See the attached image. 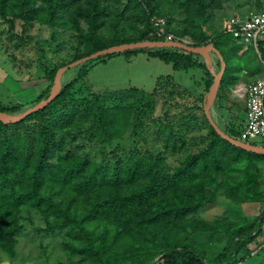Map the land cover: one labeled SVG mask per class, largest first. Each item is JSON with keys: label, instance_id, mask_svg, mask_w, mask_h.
Segmentation results:
<instances>
[{"label": "trees", "instance_id": "obj_1", "mask_svg": "<svg viewBox=\"0 0 264 264\" xmlns=\"http://www.w3.org/2000/svg\"><path fill=\"white\" fill-rule=\"evenodd\" d=\"M119 4L122 0H0V14L29 24L39 21L53 28L74 30L84 48L83 54L76 58L79 59L121 43L165 40L157 34L153 17L169 13L167 33L181 38L188 35L195 46L214 43L222 52L227 66L221 90L231 69L227 49L219 39L226 36L233 42L237 40L227 31L208 36L202 26L213 8L221 7V0H128L121 10ZM179 9L185 17L173 26L176 18L172 14ZM134 13L139 24L132 30L127 25L131 22L125 19ZM148 50L151 56L171 62L176 68L205 66L196 61L199 54L178 48H133L123 52L131 55ZM59 68L51 72L52 83ZM164 79L176 85L171 76L160 77ZM213 81L214 77L208 81L209 89ZM75 82L76 79L68 82L49 105L23 120H0V247L14 259L17 236L23 230L20 213L36 210L46 221V230H63L67 244L82 254L78 263L52 264H237L249 257L250 244L262 232L264 211L252 221L229 225L224 231V246L210 255L183 242L170 243L168 237L187 215L215 201L223 174L224 188L235 201H241V195L248 200L264 201L258 175L249 167V162H264V154L224 139L205 111L200 118L186 107L171 119L157 121L162 141L158 153L135 154L123 164L109 165L77 153L59 154L58 150L52 164L53 152L63 144L55 129L64 120L72 122L79 114L83 119L93 120L104 134L121 138L129 126L133 107L138 106L109 105L107 96L97 95L94 100L85 99V106L74 103L76 110L71 114L68 106L62 111L63 117L56 113L48 117L47 111L56 101L66 98ZM0 111L17 112L21 108L0 105ZM32 119L38 120L36 129L29 125ZM196 129L202 135L190 138H196L202 146L206 144L171 170L164 155L185 151L189 134ZM225 132L238 139L241 134L234 129ZM242 158L246 160L244 174H236L238 185L229 184L226 179L231 172L226 169ZM160 236L165 241L157 245Z\"/></svg>", "mask_w": 264, "mask_h": 264}, {"label": "rangeland", "instance_id": "obj_2", "mask_svg": "<svg viewBox=\"0 0 264 264\" xmlns=\"http://www.w3.org/2000/svg\"><path fill=\"white\" fill-rule=\"evenodd\" d=\"M127 1L122 0V4H119L120 10ZM258 11H264V0H221V7L213 8L202 26L208 36H216L227 31L233 17H246ZM169 15H155L153 19L164 18L167 26ZM172 15L176 18L173 26L185 17L181 9ZM126 18L125 21L131 22L127 24L129 29L137 28L139 21L135 13ZM82 24L84 26L85 22L82 21ZM184 38L190 41L188 35ZM219 41L227 49L226 57L231 69L226 83L219 89V98L227 99L230 92L233 95L231 101L235 119L239 127L241 126L237 131L241 133L245 124H241V121L248 87L264 75V70L255 50L243 51L242 46L237 45L230 37L222 36ZM83 52V45L79 44L74 30L53 28L39 21L29 24L0 14V105H19L21 111L8 114L14 117L20 115L37 104L47 91H51L52 70L71 63ZM148 55H151L149 50L130 56L121 51L111 56L91 59L62 73L60 89L70 81L76 79V82L66 98L56 101L47 111L48 117L54 113L62 115V111L65 112L68 106L71 114L76 110V107L73 108L74 103L84 105L85 99L94 100L97 95L107 96L109 105L138 106L133 107L129 126L121 138H111L95 126L93 120L83 119L79 114L72 118V122L62 118L64 121L62 120V125L55 132L63 144L53 152L52 164L56 162L58 150L59 154L77 153L109 165L123 164L134 158L135 154L143 156L160 152L158 149H161L162 141L157 132L158 120L171 119L186 107L202 118L212 91V86L208 88V81L218 73L217 68L209 64L213 72L208 69L210 76L206 85L189 90L177 83L173 86L170 80L157 79L158 74L170 71L171 66L164 60ZM219 60L216 63L218 69L221 68ZM42 101L44 100L39 102ZM37 124V119L29 121L34 129ZM206 131L207 129L203 130L204 133ZM199 135L202 134L197 129L189 134L185 151L177 154L168 152L164 155L171 170L204 147L206 142L202 146L196 138H190ZM252 143L261 145L263 141L254 139ZM245 162L242 158L237 165L226 169L231 172L226 179L229 184L238 185L239 180L235 177L236 174H244ZM254 162L247 165L258 175L259 189L264 192V162ZM223 175L219 178L221 188L215 201L187 215L181 226L174 227L168 237L170 243L183 242L207 255L213 254L224 246V231L229 225L237 226L252 221L264 211V201L248 200L245 195H241L243 199L238 202L230 197L222 182ZM20 215L23 230L17 236L14 259L0 247V264H52L56 261L78 263L82 254L67 244V236L63 230H46V221L36 210L24 211ZM164 241L163 236L158 237L157 245L164 244ZM249 249L252 251L250 256L237 264H264V225L261 234L250 244Z\"/></svg>", "mask_w": 264, "mask_h": 264}, {"label": "built area", "instance_id": "obj_3", "mask_svg": "<svg viewBox=\"0 0 264 264\" xmlns=\"http://www.w3.org/2000/svg\"><path fill=\"white\" fill-rule=\"evenodd\" d=\"M165 19H154L157 34L167 41H183L191 44L185 38L176 37L173 33H167ZM230 33L239 43L246 47H252L263 59L264 63V11L254 12L246 17H233L227 27ZM239 139L252 143L254 139L263 141L264 146V75L253 81L246 95V120Z\"/></svg>", "mask_w": 264, "mask_h": 264}, {"label": "water", "instance_id": "obj_4", "mask_svg": "<svg viewBox=\"0 0 264 264\" xmlns=\"http://www.w3.org/2000/svg\"><path fill=\"white\" fill-rule=\"evenodd\" d=\"M133 48H178V49H182L186 52L196 53V54H204L208 50L214 51L220 59L221 68L218 71V73L215 74V77H214L211 96H210V99L206 103V106H205L206 116H207L208 120L210 121L211 125L216 130V132L220 136H222L224 139L228 140L229 142L233 143L234 145L241 147L245 150L264 154V146L255 145L252 143L241 141L240 139L232 137L230 134L226 133L218 125V123L216 122V120L214 119V117L212 116V114L210 112V107H211L213 101L217 97L219 87H220V83H221L223 74L225 72V68L227 66V63L224 59L222 52L217 47H215L214 43H209L206 46H195V45L188 44V43H185V42L179 41V40H176V41L143 40V41H136V42L121 43V44L112 45V46L100 49L94 53H91L89 55H86L84 57L76 59V60L72 61L71 63H68L67 65L60 67L56 72L53 87L49 93V96L44 101L39 102V103L29 107L24 112H22L20 115L15 116V117L6 113V112L0 111V120H3L5 122L20 121V120H23L27 115L34 113V112H37V111L45 108L47 105H49L56 98V96L58 95V93L60 91L61 77H62V73L65 70L72 68L76 65H79L83 62L97 58V57H102V56L110 55L113 53L121 52V51H124L127 49H133Z\"/></svg>", "mask_w": 264, "mask_h": 264}, {"label": "crops", "instance_id": "obj_5", "mask_svg": "<svg viewBox=\"0 0 264 264\" xmlns=\"http://www.w3.org/2000/svg\"><path fill=\"white\" fill-rule=\"evenodd\" d=\"M235 43L238 45L240 44L242 46V50H254L252 49V47H246L244 45H242L241 43H239L238 41H235ZM132 55V54H131ZM130 56V55H129ZM149 57H154L151 55H148ZM206 59H204V58ZM158 58V57H155ZM160 59V58H159ZM219 57L218 55L212 51V50H208L206 51L204 54H199V56H197L196 61L199 64L205 65V66H191V67H174L173 63H168L171 66L170 71H167L165 73H160L158 74L156 77L157 79L162 77V76H171L174 79V82H176L178 85L188 88L193 89L194 87H200L202 86V88L206 85V80L207 78L210 76L208 73V69H211V67H209V64L213 67V68H217V71L220 70V68L218 69V67L216 66V63L218 62ZM260 62H261V66L263 67L264 70V63H263V59L260 57ZM213 72V71H212ZM180 74H182L180 76ZM241 84H244V82H241ZM247 86V83L245 84ZM233 95H231V92L229 93L228 98H219L217 97L211 107H210V112L212 114V116L214 117V119L216 120V122L218 123V125L227 132H230L231 130H239L240 127L237 123V120L235 119V111L232 107V97ZM246 120V107L244 106V110H243V120L241 121V124H244Z\"/></svg>", "mask_w": 264, "mask_h": 264}]
</instances>
